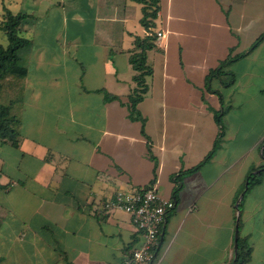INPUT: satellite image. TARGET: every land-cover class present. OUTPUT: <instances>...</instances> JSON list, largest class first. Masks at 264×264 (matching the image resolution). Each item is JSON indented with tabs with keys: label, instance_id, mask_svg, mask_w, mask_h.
<instances>
[{
	"label": "crops",
	"instance_id": "0c3cea01",
	"mask_svg": "<svg viewBox=\"0 0 264 264\" xmlns=\"http://www.w3.org/2000/svg\"><path fill=\"white\" fill-rule=\"evenodd\" d=\"M157 6L149 30L137 0H0L31 43L16 142L0 139L1 264L120 261L140 233L103 204L147 187L175 203L153 264H232L236 224L264 264V0ZM159 30L133 117L130 56Z\"/></svg>",
	"mask_w": 264,
	"mask_h": 264
},
{
	"label": "trees",
	"instance_id": "16d2710c",
	"mask_svg": "<svg viewBox=\"0 0 264 264\" xmlns=\"http://www.w3.org/2000/svg\"><path fill=\"white\" fill-rule=\"evenodd\" d=\"M144 4V14L142 24L146 29H153V20L158 11V0H137ZM24 14H13L5 9L2 20L0 21V31L7 38V44H0V139L9 140L15 143L18 129L20 126L21 108L23 103L25 76L26 71L23 66V56L30 48V40L23 36L21 32V23L25 19ZM264 39V33L256 40L258 44ZM155 34H151L144 40L137 39L136 48L130 56V63L135 71L133 80L136 83V88L133 90L129 98V106L133 117H138L136 103L140 100L141 94L145 90L144 77L151 72V69L146 65V51L153 47ZM235 58H228L220 65L211 70L207 76V81L213 77L221 75L222 67ZM264 156V150H263ZM199 166L192 168L194 171ZM257 177L253 174L248 176L249 185L258 182ZM237 255L235 264H249L251 259V248L245 239L238 236L237 239ZM1 264V263H0Z\"/></svg>",
	"mask_w": 264,
	"mask_h": 264
},
{
	"label": "built area",
	"instance_id": "2783aa9c",
	"mask_svg": "<svg viewBox=\"0 0 264 264\" xmlns=\"http://www.w3.org/2000/svg\"><path fill=\"white\" fill-rule=\"evenodd\" d=\"M164 36V31H156L155 42ZM174 204L173 200L160 196L153 187L136 191L118 190L112 198L106 199L103 204L105 210L120 209L129 214L141 238L120 261L107 264H153L160 228Z\"/></svg>",
	"mask_w": 264,
	"mask_h": 264
},
{
	"label": "water",
	"instance_id": "95a60500",
	"mask_svg": "<svg viewBox=\"0 0 264 264\" xmlns=\"http://www.w3.org/2000/svg\"><path fill=\"white\" fill-rule=\"evenodd\" d=\"M247 182H246V185H245V189L247 188ZM243 196V194L241 193L240 196H239V199ZM236 207L238 208V202L236 203ZM237 239H238V227H237V224H236V230H235V236H234V256H233V262L232 264H235V261H236V255H237Z\"/></svg>",
	"mask_w": 264,
	"mask_h": 264
},
{
	"label": "rangeland",
	"instance_id": "374dc122",
	"mask_svg": "<svg viewBox=\"0 0 264 264\" xmlns=\"http://www.w3.org/2000/svg\"><path fill=\"white\" fill-rule=\"evenodd\" d=\"M0 34H3V33H0ZM1 36H3V35H1ZM2 39L0 38V41H1Z\"/></svg>",
	"mask_w": 264,
	"mask_h": 264
}]
</instances>
